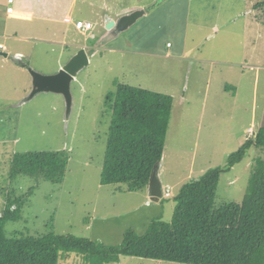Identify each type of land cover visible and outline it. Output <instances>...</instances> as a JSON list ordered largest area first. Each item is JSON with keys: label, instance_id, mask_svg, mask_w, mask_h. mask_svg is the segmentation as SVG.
Masks as SVG:
<instances>
[{"label": "rangeland", "instance_id": "obj_1", "mask_svg": "<svg viewBox=\"0 0 264 264\" xmlns=\"http://www.w3.org/2000/svg\"><path fill=\"white\" fill-rule=\"evenodd\" d=\"M7 1L0 0V6L6 10L3 9L4 19H7L5 13L8 14ZM119 1L130 4L132 0ZM142 1L150 5L154 0ZM191 1L196 0H167L151 9H155L151 16L159 14L158 23L151 27V35L160 44L158 49L152 48L145 39L143 21H148V15L119 36L103 42L105 24L93 23L94 27L80 36L81 43L93 42L97 34L102 43L89 45L93 51L90 64L72 81L73 106L68 119L62 95L42 92L24 101L32 88L31 76L27 70L24 80L21 73L9 71L8 77L14 78L0 84V211L5 208L9 193L14 197L24 195L26 203L21 219L6 223L7 235L53 230L106 245H120L127 230L142 235L155 219L172 221L174 197L182 185L211 168L225 169L230 156L264 124V25H255L264 22V7L253 6L262 0H247V6L244 0H206L205 4L198 5ZM77 5L78 9L85 8V14L95 17L96 6H88L82 0ZM237 6L239 11L229 16L230 10L237 11ZM251 13L255 21H249L252 23L246 30L243 21L252 20ZM91 19L98 22L96 18ZM238 21L239 24L228 27ZM160 23H163L162 32L155 36ZM75 39L79 38L75 36ZM181 39L184 43L188 39V43L195 40L198 43L179 53ZM238 39L242 40L239 41L242 46H238L243 49L246 42L247 64L242 67L196 61L202 45L203 48L207 45L209 51L210 47L217 48L214 44L222 40ZM52 40L56 42L33 39L31 43H23L27 50H32L25 58L30 61L28 66L46 73L56 71L68 61L75 47L58 40L70 42L71 38L53 37ZM169 42L173 45L171 48L167 46ZM119 83L174 98L159 165L162 185L164 189L169 187L166 195L171 196L161 197L157 202L150 201L152 196L147 188L132 192L125 185L100 182L111 120L105 101ZM23 87L27 92L21 96ZM64 149L70 151V161L61 183L28 175L9 178L11 160L16 153ZM261 153V149L252 146L239 162L221 174L216 206L243 199L254 158ZM61 264H83V261L71 255L62 259ZM106 264L186 263L123 257L120 263Z\"/></svg>", "mask_w": 264, "mask_h": 264}, {"label": "trees", "instance_id": "obj_2", "mask_svg": "<svg viewBox=\"0 0 264 264\" xmlns=\"http://www.w3.org/2000/svg\"><path fill=\"white\" fill-rule=\"evenodd\" d=\"M253 6L263 8L264 0ZM105 105L111 120L101 184L125 185L132 192L148 188L152 170L163 156L173 97L119 83L107 95ZM252 146L262 153L254 158L243 199L216 206L221 174ZM69 161L67 149L16 153L9 178L28 175L61 183ZM174 199L172 221L155 219L146 233L130 229L120 245H106L53 230L7 235L6 223L20 220L26 203L24 195L9 193L0 211V264H61L71 255L81 258L83 264L120 263L123 257L186 264H264V124L230 156L225 169L211 168L184 183Z\"/></svg>", "mask_w": 264, "mask_h": 264}, {"label": "crops", "instance_id": "obj_3", "mask_svg": "<svg viewBox=\"0 0 264 264\" xmlns=\"http://www.w3.org/2000/svg\"><path fill=\"white\" fill-rule=\"evenodd\" d=\"M78 1L79 0H13L12 2H10V0H8L6 3L8 14L5 13L7 19H4L3 17L4 12L6 10L2 6H0V16H2V18L0 19V34L3 33V35L0 36L3 38L0 41V44L3 43V46H4L0 48V55H1L0 56V84H3V82L6 83V79L12 80L11 78H14V76L11 78L8 77L10 75L9 71H16L18 73H21L24 80L27 79L26 75L28 74H27L26 65L28 64L30 65L29 63L30 61L27 60L28 62L25 64V62H23L22 59H18V58L19 57L26 58L27 56H30L32 50H27L26 49L27 47L23 43H26V42L31 43L32 42L31 40L33 39L35 40L45 39L49 42H56V40L55 41L52 40L53 37L55 38L70 37L71 38L70 42L58 40L59 43L62 42L64 44H68L70 46L72 45L75 47V50L73 52H70V54L68 55L67 60H69L70 57L74 55L79 50V48H81L82 46H89L91 43H95V44L100 43V40H98L100 38L98 34L95 36L93 42L90 43V42L85 41L84 43H81L80 36L85 35V34L80 32L75 27L74 23L66 22L64 20L65 17L67 16L71 17L73 22L77 20H84V21H89V22L101 25L102 22L103 23L105 22L106 18L116 19L117 17H119V15H122L124 12H127V10H130L131 8L134 10L138 8H147L156 0H154L150 5H144L142 0H132L130 4L129 2H127L128 4H122V1H119V0H106V1L82 0L83 3L88 6L89 5L96 6V8L93 9L95 17H91L85 14L86 11L85 12L83 11L85 10V8L82 9V7H80V9H78V5H77ZM205 1L206 0H196L195 2H192V1L191 2L194 5H198V4H205ZM244 2H245V6H247V0H244ZM105 5L107 6L106 7L107 10H105ZM237 8L238 6L236 7V10ZM3 9H4V12H3ZM81 9L83 12L80 11ZM183 9H185V7ZM246 9H245V12H246ZM154 10H150L146 14L148 16L145 15L148 21H143V29L145 32L144 33L145 39L147 38L148 41L152 44L151 45L152 48L158 49L160 48V44L158 43L157 38L151 35L152 33L151 27L155 23L156 24L158 23V19L156 18V16H159V14H157L156 16H151V13ZM238 11L239 9L236 12L234 11L233 13V10H230L229 16L231 17L234 16V14H236ZM247 13H249V11H247ZM112 14H114L115 17ZM91 18H96L98 22H94L93 19ZM251 19L252 20H249L246 18L243 21L244 22L243 26L244 28H246V30H248L249 28L248 24L252 23L249 21H253V22L255 21V19L253 20V15ZM239 21L238 23H231L228 27L234 26L235 24H239ZM64 24L66 26H63ZM255 25L262 26L264 24L262 22L261 23L258 22ZM162 26H163V23H160L158 25L159 32L158 33L154 32L155 36H158L159 34H161L162 31L160 29L162 28ZM243 34L244 33H242L241 35ZM38 35L44 36V38H40V36ZM75 36L78 37L79 39H75ZM241 39H243V36H241ZM8 40L12 42L9 44ZM132 40H133V37H132ZM188 41L184 43V41L181 39L179 43V48L181 50L179 51V53H182L183 49L186 52V49H188L189 47L193 48L198 43L197 40L192 41L190 43H188ZM239 41L241 43L242 40L238 39L237 41H233V42H227V40H225L224 42L222 40V42L220 41L219 43L214 44L217 48L210 47L209 51H208L207 45H205L204 48L202 45L201 49H199L200 50L199 55H198L199 57L197 56L196 57L197 59L196 58L195 59L196 61L197 60L199 61L207 60L209 62L211 61L210 63L234 65V66L238 65L239 67H242L244 63L247 64V61H246L247 60V53H246L247 49H246V42H245V48L243 49V47H240L242 46V44L240 45ZM245 41H246V38H245ZM167 46L171 48L173 45L169 42L167 43ZM112 47L119 48V50H121L120 47L111 46V48ZM88 48L92 49V47L90 46ZM1 52H5L6 54H8V56L5 57L3 54H1ZM62 65H59V68ZM212 65H215V64H212ZM16 67H19L20 70H17ZM253 67L254 65H251V68ZM59 68L55 69L56 71H45V72L49 74L55 73L59 70ZM7 72L8 74L4 76V73H7ZM7 82H10V81L8 80ZM26 92H27V89L23 87V93L21 96L25 95ZM147 190L149 191L148 188ZM149 198H150V201H155V202L158 201V200H154L152 197H149Z\"/></svg>", "mask_w": 264, "mask_h": 264}, {"label": "water", "instance_id": "obj_4", "mask_svg": "<svg viewBox=\"0 0 264 264\" xmlns=\"http://www.w3.org/2000/svg\"><path fill=\"white\" fill-rule=\"evenodd\" d=\"M167 0H156L148 8H138L131 12L120 15L117 19L106 18L105 29L106 33L102 37L101 41L105 39L110 40L119 36L122 32L128 30L135 25L139 19L144 17L149 10L159 6L162 2ZM100 42V43H102ZM5 57L8 56L5 52H1ZM22 59L25 64L27 63L25 58ZM24 64V65H25ZM90 64V51L85 47L80 48L70 59L59 68L55 73H41L31 66H27V70L31 76L32 88L29 94L25 97L24 101H28L34 98L37 94L42 92H52L60 94L65 98L67 111L66 118L70 117L73 106V95L71 91L72 81L78 76L79 72ZM148 189L150 195L154 199H160L163 196V185L159 176V166L156 165L152 170Z\"/></svg>", "mask_w": 264, "mask_h": 264}, {"label": "built area", "instance_id": "obj_5", "mask_svg": "<svg viewBox=\"0 0 264 264\" xmlns=\"http://www.w3.org/2000/svg\"><path fill=\"white\" fill-rule=\"evenodd\" d=\"M12 1L13 0H10V2H12ZM64 20L66 22H68V23L73 22L72 18L71 17H68V16L65 17ZM75 26H76L77 29H79L80 31H82V32L85 33V32L90 31L93 28V23L92 22H89V21H84V20H77L75 22ZM0 47H4L3 44H0ZM166 196H169V195H166Z\"/></svg>", "mask_w": 264, "mask_h": 264}, {"label": "clouds", "instance_id": "obj_6", "mask_svg": "<svg viewBox=\"0 0 264 264\" xmlns=\"http://www.w3.org/2000/svg\"><path fill=\"white\" fill-rule=\"evenodd\" d=\"M117 18H118V17H117ZM117 18H116V19H117ZM75 22H76V21H75ZM75 22H72V23H74V25H75ZM104 24H105V22H104ZM104 26H105V25H104ZM75 27H76V26H75ZM93 27H94V25H93ZM78 30H79V29H78ZM79 31H80V30H79ZM80 32H82V31H80ZM88 32H89V31H88ZM82 33L85 34V33H87V32H85V33L82 32ZM105 33H106V29H105ZM82 47H85L87 50L90 51V60H91V57H92V54H93V53L91 52L92 50H91L90 48H88L89 46H82ZM82 47H81V48H82ZM0 48H2V47H0ZM79 49H80V48H79ZM167 191H169V187L164 189V186H163V196H162V197H170V196H171V195L166 196Z\"/></svg>", "mask_w": 264, "mask_h": 264}]
</instances>
